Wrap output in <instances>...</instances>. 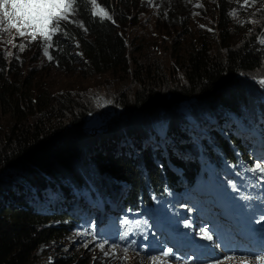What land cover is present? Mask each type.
Returning a JSON list of instances; mask_svg holds the SVG:
<instances>
[{"label": "trees", "instance_id": "trees-1", "mask_svg": "<svg viewBox=\"0 0 264 264\" xmlns=\"http://www.w3.org/2000/svg\"><path fill=\"white\" fill-rule=\"evenodd\" d=\"M138 2L98 0L111 20L92 16L81 4L74 19L82 21L84 28L67 24L68 36L60 33L53 37L50 52L55 63L74 65L77 54L83 58V67L93 74L125 71L129 67L128 42L122 29L137 12ZM180 2L185 5L184 0ZM169 7L166 22L172 19V26L180 25L186 19V8L178 10L176 4ZM165 10L160 9V14ZM172 13L176 14L171 18ZM219 15L220 35L224 38L230 22L228 4L223 0ZM224 51L223 56L213 54L204 43L191 49L181 65L184 78L181 92L174 96L197 99L213 110L239 115L243 98L238 89L240 77L263 67L264 50L251 37L236 49H229L227 45ZM4 64L0 60V66ZM139 70L140 66H134V76L139 80L135 101L122 107L125 122L137 115L149 116L157 109L166 108L168 103L159 74L149 70L144 80H140ZM29 85L17 78L5 80L0 73V115H11L15 121L0 147V264H67V256L54 258L52 263L48 259L41 262V257L48 256L47 248L69 234L74 221L81 219L77 217L79 210H83V207L71 208L75 201L71 190L81 185L77 173L67 177L60 170L75 172L87 160L99 177L112 181L111 187L121 188L125 198L116 207L103 203V209L117 221L130 220L143 209L156 208L166 213L173 205L172 193L179 194L184 185L198 186L203 154L198 150L202 145L193 146L180 125L176 126L177 135L174 130L170 131V125H163L158 128V137L156 132L145 135L140 128L107 129L108 126L96 139L100 150L95 147L91 152L92 148L83 144L87 137L84 131L87 112L79 99L64 96L52 106H41L39 101L33 103L22 93L28 91ZM216 104L218 108L213 107ZM33 109L45 113L36 123L29 124V112ZM224 117L200 120L202 125L211 119L222 121L217 123L222 133L209 130L210 145L206 147L207 140L202 142L207 150L206 171L209 168L218 172L221 164L236 167L248 158L250 141L242 137L245 134L238 126ZM262 125L257 130L264 137ZM191 150L201 157L193 156ZM14 170L23 172L22 177L7 185L5 180ZM27 173L34 174L25 176Z\"/></svg>", "mask_w": 264, "mask_h": 264}, {"label": "rangeland", "instance_id": "rangeland-1", "mask_svg": "<svg viewBox=\"0 0 264 264\" xmlns=\"http://www.w3.org/2000/svg\"><path fill=\"white\" fill-rule=\"evenodd\" d=\"M221 1L184 0L185 5H183L180 0H139L137 12L130 18L131 22L122 29L128 42L129 67L125 71L113 74L110 72L91 73L83 67V58L77 54L74 55V65L70 63L67 66L57 64L53 58L49 60L44 55L39 37L30 42V36H19L14 29L4 31L3 28L7 27L5 24L3 28H0V60L5 63L0 66V73L5 80L17 78L27 81L30 84L28 91L22 93L33 103L39 101L41 106H52L64 96L68 99H79V103L87 112L84 128L87 137L83 144L89 145L92 148H90L91 152L95 147V150H100L101 145L96 139L101 135L100 131L108 126L110 127L107 129L113 126L116 127L115 129L123 130L140 128L145 135L150 136L156 132L159 136L158 128L163 125H170V131L174 130L176 135V126L180 125L181 130L191 136L192 145L199 147L202 145L200 139L207 138V128L201 127L202 123L199 124L201 119L228 116L231 118L230 120H239V123L245 127L253 128L255 118L264 114V62L259 71L240 77L238 89L241 90L243 98L239 103L241 108L239 116L226 115L227 111L224 110H213L209 105L199 103L197 99L184 100L177 98V95L174 96L181 92L183 86L184 78L181 65L184 63L185 56L199 44L204 43L213 54L223 56L224 48L227 45L229 49H236L249 38L254 37L264 50V44L260 40V36L264 32V0L245 7H241L244 0H223L228 4V21L230 22L224 38L220 35L219 29ZM169 4L170 6L176 4L178 10L186 8V19L182 20L180 25L172 26V19H170V23L166 22ZM160 9L166 10L160 14ZM234 11L237 13L236 15H232ZM175 14L172 13L171 18ZM0 18H2V13H0ZM136 65L140 66V80H144V76L149 70L159 74L163 79L161 81L163 82L162 93L168 103L166 108L157 109L149 116L137 115L125 122L123 119L126 113L123 112L124 108L122 107L133 104L138 90L139 80L136 79L133 71ZM129 71L131 72L129 73ZM213 107L218 108L217 104ZM29 114L27 120L29 124L36 123L37 119L43 115L36 109H33ZM13 123L15 121L11 115H0V147L4 145V139L7 138ZM214 125V122L210 123L209 128ZM187 126L189 127L185 128ZM243 132L247 133L242 137L253 141L252 153L246 158L247 160L249 157L252 158H250L249 164V169H251L256 163H264L262 155L264 149L260 138L249 133L248 129ZM162 137L163 135L160 139ZM190 153L193 156L197 154L201 157L193 150ZM86 163L89 165L86 166ZM78 167L75 172L63 170L60 172H65L63 174L67 177L77 173L81 185L73 187L71 192L72 200L76 201L78 207H83L82 221L71 226L68 235L54 241L55 244L46 250L48 256L41 257V262L48 259V263H52L54 258L67 256V264H171L161 259L154 261L152 257H141L129 251L125 254L123 245L126 239H130L128 234L141 233L160 221L164 223L180 221L182 226L193 227L194 224L190 221L189 215L196 206L200 207L199 204L202 201L210 200L211 197L205 192L199 195L193 190L182 189V193L173 195L174 213L172 216L176 217V220L169 217L167 221L158 210H146L138 221L135 220L131 224H120L112 220L109 215L104 214L102 207L103 203L117 206L118 202L124 200L125 195L122 189L111 187L112 181L109 178L99 177L95 172L94 165L89 161L86 160ZM250 172L249 177L244 176L242 186L249 188V185L250 187L264 185V178H262L264 173ZM22 174L23 172L14 170L6 178V184L9 185L19 180ZM33 174L27 173L25 176ZM29 177L32 178V176ZM227 180L237 182L233 175H224L221 182ZM229 188H233V186L226 184L225 188L219 190V193L223 195ZM90 202L95 205L94 208L91 207ZM72 207L74 206L72 205ZM98 220L99 223H97ZM108 226H114L115 234L108 230ZM197 226L200 229L203 227L201 222H197ZM85 233L88 234L85 235ZM105 241L107 243H105L104 251L110 253L108 256H105L104 251L97 246ZM113 245L116 246L114 252ZM43 254L46 253L43 252ZM213 264H264V260L222 258Z\"/></svg>", "mask_w": 264, "mask_h": 264}, {"label": "snow or ice", "instance_id": "snow-or-ice-1", "mask_svg": "<svg viewBox=\"0 0 264 264\" xmlns=\"http://www.w3.org/2000/svg\"><path fill=\"white\" fill-rule=\"evenodd\" d=\"M255 2L256 0H244L241 7L251 6ZM81 4L92 16L111 20V16L98 3V0H0V13H2L0 28H3V25L6 24L7 28H3L4 31L14 29L19 36H30V42L39 37L44 55L52 60L49 49L54 46L53 37L60 33L68 36L65 31L67 24H76L78 27L84 28L82 21L74 19L78 15ZM236 14L235 11L232 13V15ZM84 30L87 31L86 28ZM261 43H264V40H261ZM249 170L254 173L257 171L264 173V163H256ZM87 234L85 233V235ZM202 235L204 239H213V236L207 230H203ZM105 243L107 241L97 246L104 251ZM112 247L114 252L116 246L113 245ZM123 251L126 254L128 249L125 248ZM169 253L170 250L164 252V255L168 256ZM104 255L108 256L110 253L104 251ZM254 258L261 261L264 260V255H255ZM152 259L155 261L157 258L152 257Z\"/></svg>", "mask_w": 264, "mask_h": 264}, {"label": "water", "instance_id": "water-1", "mask_svg": "<svg viewBox=\"0 0 264 264\" xmlns=\"http://www.w3.org/2000/svg\"><path fill=\"white\" fill-rule=\"evenodd\" d=\"M260 37H261L260 40H264V32H263V34Z\"/></svg>", "mask_w": 264, "mask_h": 264}]
</instances>
